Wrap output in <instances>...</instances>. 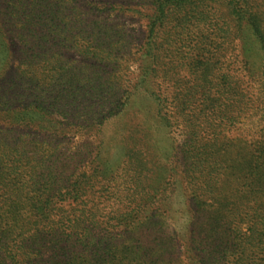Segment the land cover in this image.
<instances>
[{
    "label": "rangeland",
    "instance_id": "obj_1",
    "mask_svg": "<svg viewBox=\"0 0 264 264\" xmlns=\"http://www.w3.org/2000/svg\"><path fill=\"white\" fill-rule=\"evenodd\" d=\"M52 1L55 3L68 0ZM87 2L88 0H78V6L86 10ZM241 2L243 3L241 8L236 5L237 8L233 9L230 5L231 0H203L197 9L205 14L202 19L196 13H189L185 17H182V13H176L175 17H168L163 23L159 41L164 48L172 52L169 53L170 56L165 57L161 67L160 74L164 75V79L159 78L155 86L163 92L166 112L173 115L175 124L163 127L161 130L160 156L157 155L158 151H154L153 147L145 142L147 138L139 134L135 138L141 143L147 161L145 166L150 168L145 172L142 180L136 183L138 186L141 184V187L149 184L155 187L154 191L145 187L148 198L144 206L148 208L149 215L152 216L153 227L163 226L161 224L163 222L170 223L173 213L178 215L184 211L185 207L182 203L186 200L188 209L194 215L190 218L193 221L182 226L188 233L196 232L194 238L200 251H195L192 247L194 240L184 236L176 238L168 247L160 249L156 245L157 241L151 242V238L148 237L150 226L130 229L122 222L116 224L118 220L115 216L107 214L106 217H98V224L92 226L86 239L87 242L90 238H94L91 250L97 248L96 252L87 254L83 251L84 243L69 238L72 228L60 226L57 229L60 233L57 241L47 243L46 247L41 246L40 254L34 258L35 264H119L121 257L126 255L129 256L128 261L131 264H210L216 246L226 258L218 259L220 264H231L230 260L235 261V251L241 254L245 262L264 264V237L254 238L258 231H264V211H262L264 209V160L258 155L264 146V44L256 37L254 29L258 26L260 32L264 34V0H241ZM94 3L101 6L99 2ZM232 9L236 13H233ZM1 10L0 26L2 27L6 23L2 15L4 8ZM62 10L64 12V9ZM92 17L100 21V24L112 26L124 34L125 49L122 52L128 54L123 60L112 64L103 59L105 52L101 53L99 58L92 59L88 53L85 54L79 50L81 45H86L82 42L86 38L85 34L73 38L72 36L79 33L78 28L86 24L85 18H89L88 16H73L71 19L73 24H70L72 30L67 34L71 39V43L66 45L68 48H63L59 52L58 47L53 46L50 48L49 55L57 53L54 56L57 58L60 53L63 61L67 58L73 60L67 62L68 66L80 68L79 71H71L70 82L76 81V75L80 73V76H88L93 78L95 83H99L100 79L106 78L108 73L112 72L110 86L106 92H103L102 88L95 93L91 92L97 103L107 102L109 96L120 93L136 80L137 66L124 61L126 58H133V53L141 45L145 34V20L133 14L132 11L115 14L111 11L98 10L94 11ZM200 36H206L208 45L216 58L213 66L215 71L206 69L204 65H198L192 75L188 69L191 64L188 54L194 57V54L198 52L195 45L200 40ZM74 44L76 46L73 47ZM16 46L17 44L11 45L8 39L5 45L0 44V64L4 62L8 51L14 60L18 54ZM177 61H180L182 66L180 63L177 64ZM106 62V66L93 68L95 65H103ZM13 64H15L14 61ZM62 64L65 65V63ZM219 76L223 77V84L218 83ZM228 80L230 85L237 82V87H227ZM84 82L86 84L87 80L85 79ZM207 93H210V99H204L203 95ZM137 100L146 105L151 102V98ZM183 105L184 108L192 107L194 116L199 111L197 119L194 116L189 118L185 115L188 109L180 115L179 110L183 108ZM206 105L207 108L204 107ZM84 111L81 118L73 117L75 111L66 116L56 117L42 111L20 112L13 114L9 119L0 113V137L2 138H0V146L6 140L9 146L13 147L17 140H10V138L21 137L24 144L36 139L38 145H41L40 150L49 146L69 157L76 155L75 152L79 150V154L76 155L79 166L71 165L70 171L68 170L71 174L69 183L77 188L83 186L88 188V198L92 199L90 205L98 208L103 205L123 208L127 204L125 201L102 202L98 196L101 186L99 182H102V179L114 177L112 174L118 171L115 169L124 158L125 147L122 144H114L112 140L102 144L101 139L105 130L102 127L90 125L93 114L87 109ZM231 111L235 112V117L232 121L225 120ZM193 126L197 129L203 127L205 133L209 134L206 136L201 133L197 136L193 142L196 146L199 147L204 143L211 144L212 141L215 146L210 155H207L210 164L204 163L197 170V163H195L197 156L189 154L187 146L184 145L185 140L191 136L189 131ZM158 157H161L163 161L165 159L162 165L168 168L166 175L155 162ZM203 157L200 156V158ZM208 168L213 170L212 178H214L218 200L213 203L212 208H208L209 204L206 203L201 206V210L197 209L194 212L196 208L193 209L191 206L189 192L185 193L178 187L187 186L186 176H201V172L205 174ZM249 170H257V176L247 174ZM153 172H161V175L156 178ZM163 182L166 184L161 185ZM130 185L132 184L128 183V186ZM256 188H258L257 199L247 201L245 199L247 190ZM223 197H225L224 200ZM70 204L71 207L75 206L73 202ZM221 204L226 207L228 217L222 220L223 225L216 233L211 232L208 229L211 211ZM159 210H163V214H160ZM180 220L185 221L183 217ZM118 232L120 235L111 239V236H116ZM100 240L101 245L97 247ZM111 242H114L113 251L106 246ZM7 243L6 240L0 243V264L3 262L9 264L11 261L9 257L4 258L3 250ZM55 247L57 249L53 250ZM218 255L221 256L219 253ZM16 260L19 262L21 257L16 256ZM237 262L241 264L239 258Z\"/></svg>",
    "mask_w": 264,
    "mask_h": 264
},
{
    "label": "trees",
    "instance_id": "obj_2",
    "mask_svg": "<svg viewBox=\"0 0 264 264\" xmlns=\"http://www.w3.org/2000/svg\"><path fill=\"white\" fill-rule=\"evenodd\" d=\"M92 1L94 0H88V8L84 10L78 6V0L55 3L52 0H0V15L1 9L4 8L2 15L6 23L2 26L3 28L0 26V44L5 45L8 39L11 45L17 44L15 48L18 50L14 60L8 51L4 62L0 64V113L9 119L13 114L20 112L42 111L56 117L66 116L75 111L73 117L81 118L84 110H89V113L93 114L90 125L102 127L105 130L101 143H109L112 140L114 144H122L125 147L124 158L115 169L118 171L112 174L114 177L111 176L99 182L101 186L98 197L102 199V202L122 203L125 201L127 204L123 208L122 206L112 208L110 205L98 208L90 205L92 199L88 198V188L84 186L77 188L69 183L71 175L68 173L69 167L71 165L79 166V159L76 157L79 150L75 152L76 155L73 154L69 157L49 146L40 150L41 145H38L36 139L24 144L21 137H11L10 140H17L13 147H10L9 142L5 140L0 146V243L2 240L8 241L3 253L4 258H11L9 264H35L34 258L40 254L41 246L46 247L47 243L57 241L60 236L57 229L60 226L72 228L69 238L84 243L83 251H86L87 254L96 252L97 248L91 250L94 238H90L87 242L86 239L92 226L98 224V217L103 218L107 214L115 216V219L118 220L116 224L122 222L125 227L129 226L130 229L150 226L148 237L151 238V242L157 241L156 245L160 249L168 247L176 238L184 236L189 240H194L195 243L192 247L195 251H200L194 238L196 232L188 233L182 226V224H189L193 221L190 218L194 215L188 209L186 200L185 203H182V206L185 207L184 211L178 215L173 213L170 223L163 222L161 223L163 226L153 227L152 216L149 215L148 208L144 206L148 198L145 187L151 191H154L155 187L151 184L141 187V184L138 186L136 183V181L142 180L145 172L150 168L145 166L147 161L141 143L135 138L137 134L147 138L145 142L149 143L154 151H158V156L161 155L159 142L161 130L163 127L175 124L173 115L166 112L163 92L158 86H155L159 78L164 79V75L160 74L161 67L165 57L170 56L169 53L172 52L164 48V45L159 41L162 26L168 17H175L176 13H182V17L189 13H196L202 19L205 14L197 9L203 0L94 1L101 3V6ZM230 5L235 9L236 5L241 8L243 3L241 0H231ZM233 9L232 12L236 13ZM98 10L111 11L115 14L132 11L133 14H137L139 18L145 20V34L141 45L133 53L134 57L126 58L124 61L137 66L136 80L120 93L109 96L107 102L97 103L91 92L95 93L99 91V88L106 92L110 86L109 80L112 72L108 73L106 78L100 79L99 83H95L96 81L94 82V79L88 76H80V73L76 75V81L70 82L71 71H79L80 68L68 66L67 62L73 60L67 58L66 61H63V56L60 53L57 58H54L57 53L49 55V52L53 46H57L59 52L63 48H68L66 45L71 43V39L67 34L72 30L70 24H73L71 23L73 16H88L89 18H85L86 24L78 28L79 33L72 36L73 38L85 34L86 38L82 42L86 45H81L79 50L85 54L88 53L92 59L99 58L101 53L105 52L103 59L112 64L123 60L128 54L122 52L125 49L124 34L112 26L102 25L100 21L95 20L92 14ZM86 28L88 29L86 30ZM254 29L256 37L264 44V34L260 32L258 26H255ZM9 35H11V40ZM199 39L195 45L198 52L194 54V57L186 53L190 57L191 64L188 69L192 75L198 65H204L206 69L215 71L213 66L216 58L213 56L206 36H200ZM178 63L182 66L180 61H177ZM106 65L107 62L103 65H95L93 68H101ZM85 79L87 80L86 84ZM223 80L222 76L218 77V83L223 84ZM227 83V87H237V82L230 85L228 80ZM203 96L204 99L211 97L210 93ZM138 98H151V102L146 105L137 100ZM214 100L218 101V99ZM204 107L207 108V105ZM187 109L185 115L193 118L194 109L192 107L184 108V105L179 110L180 115H183V111ZM198 113L199 111H197V115ZM234 117L235 112L231 111L225 120L232 121ZM220 118L224 120L223 117ZM189 132L191 136L185 140L184 145L187 146L189 154L197 156L195 162L197 170L204 163L210 164L207 155H210L215 146H213V141L211 144L204 143L199 147L193 143L201 133L209 135L205 133L203 127L197 129L196 126H193ZM258 155L262 156L264 160V146ZM200 156L204 157L200 158ZM155 162L166 175L168 168L162 165L165 159L163 161L161 157H158ZM212 172L213 170L208 168L205 174L201 172V176H186L187 186L181 184L183 188L178 187L185 193L189 192L191 206L193 209L196 208L194 212L197 209L201 210V206L206 203L209 204L208 208H212L213 203L218 200ZM153 173L156 178L161 175V172ZM194 173L196 174L195 171ZM247 174L257 176V170H249ZM128 183L132 185L128 186ZM165 184L166 182H163L161 185ZM247 191L245 194L247 201L257 199L258 188ZM259 199L258 197V201ZM71 202L75 204L74 207H71ZM225 208L221 204L211 211L208 228L211 232L216 233L218 228L223 225L222 220L228 217V211ZM159 213L163 214V210H159ZM181 217L185 221L181 222ZM119 235L120 232L116 236H111V239ZM260 237H264V231H258L254 238L259 239ZM113 244L114 242L106 244L110 251L114 250ZM100 245L101 240L97 243V247ZM55 249L57 247L53 248V250ZM214 251V257L210 264H220L218 259H226L217 246ZM234 254L236 258L235 261L230 260L231 264H240L237 262L238 258L241 260V264H253V261L245 262L238 251H235ZM16 256L21 257L19 262H17ZM128 258L127 255L122 256L119 264H129ZM3 264L6 263L3 262Z\"/></svg>",
    "mask_w": 264,
    "mask_h": 264
}]
</instances>
